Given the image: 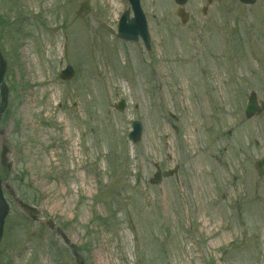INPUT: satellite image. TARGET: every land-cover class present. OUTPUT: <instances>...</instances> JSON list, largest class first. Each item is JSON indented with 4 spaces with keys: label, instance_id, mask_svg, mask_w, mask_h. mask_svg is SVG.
Segmentation results:
<instances>
[{
    "label": "rangeland",
    "instance_id": "obj_1",
    "mask_svg": "<svg viewBox=\"0 0 264 264\" xmlns=\"http://www.w3.org/2000/svg\"><path fill=\"white\" fill-rule=\"evenodd\" d=\"M141 3L150 51L118 38L127 0H0V264H264V113L245 118L264 101V0H189L186 21ZM156 166L177 176L153 185Z\"/></svg>",
    "mask_w": 264,
    "mask_h": 264
},
{
    "label": "water",
    "instance_id": "obj_2",
    "mask_svg": "<svg viewBox=\"0 0 264 264\" xmlns=\"http://www.w3.org/2000/svg\"><path fill=\"white\" fill-rule=\"evenodd\" d=\"M180 5H185L188 0H176ZM246 4H254L256 0H240ZM132 10L135 14V18H130V12H126L119 24V37L125 41H138L139 37L141 36L142 39L145 41L146 46H149L150 38L148 33V27L146 23L145 16L143 11L141 10V3L140 0H129ZM7 70V64L4 61L1 53H0V90L2 101L0 104V120L4 111L7 107L8 102V88L4 83V76ZM74 76L73 70L71 67H68L65 71L62 72L63 79H71ZM119 111H123L125 108V102L122 101L117 106ZM264 111V102L262 106H259L256 94H252L250 99L249 106L246 110L247 119H251L254 116H259ZM142 135V128L139 123L134 124V132L130 135L131 140L137 143L141 139ZM257 167L259 169L260 175L264 173V162H258ZM172 175V172H169L167 176ZM161 181V172L159 171L155 176L154 183L158 184ZM9 213V207L5 201L3 191H2V182L0 180V243L3 237V230H4V223L5 218ZM78 264H84L81 262L80 258H77Z\"/></svg>",
    "mask_w": 264,
    "mask_h": 264
},
{
    "label": "bare ground",
    "instance_id": "obj_3",
    "mask_svg": "<svg viewBox=\"0 0 264 264\" xmlns=\"http://www.w3.org/2000/svg\"><path fill=\"white\" fill-rule=\"evenodd\" d=\"M97 264H103V261L101 260V261H99Z\"/></svg>",
    "mask_w": 264,
    "mask_h": 264
}]
</instances>
